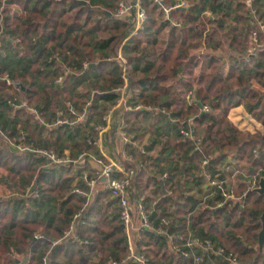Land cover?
Wrapping results in <instances>:
<instances>
[{"label":"trees","instance_id":"trees-1","mask_svg":"<svg viewBox=\"0 0 264 264\" xmlns=\"http://www.w3.org/2000/svg\"><path fill=\"white\" fill-rule=\"evenodd\" d=\"M177 1L139 0L145 23L129 36L132 16L115 15L119 3L135 0H0V183L10 190L0 193V264H112L128 256L117 198L100 184L92 192L85 180L111 112L102 142L130 156L123 165L134 170L126 192L133 244L146 264H231L225 255L264 264V240L256 250L264 194L254 190L264 176V0H183L187 7L176 9ZM255 32L262 47L245 62ZM239 106L261 128L235 126L228 114ZM27 109L68 122L44 128ZM20 135L69 160L49 164L15 150ZM206 175L235 198L223 199ZM30 185L35 198L26 194ZM189 236L200 246H187Z\"/></svg>","mask_w":264,"mask_h":264},{"label":"built area","instance_id":"built-area-1","mask_svg":"<svg viewBox=\"0 0 264 264\" xmlns=\"http://www.w3.org/2000/svg\"><path fill=\"white\" fill-rule=\"evenodd\" d=\"M155 3H162V0H152ZM187 7V3L185 1H181L178 0L177 4L175 6L176 9H182ZM169 10H167L166 12H168ZM128 14H130L132 16V20L133 22V28L130 31V35H134L136 34V32L140 29H142L144 23H145V19H146V14L144 12V10L141 8V4L139 3V0H135L133 5H128L126 6L125 4H119L117 9H116V17L118 18H122L125 16H128ZM128 38L125 40L127 41ZM251 41L253 43V47L250 48L247 52V56L244 59L245 62H248L250 60V58L252 56L255 55V51L257 49H259L260 47H262V45L258 42V35L257 33H252L251 34ZM117 57H119L120 61L122 62L123 66L125 65L124 60L118 55ZM7 81L8 84L13 85L14 87H16L17 85L14 84L13 82H10L9 80H7L6 77H4ZM125 81H126V76L124 75ZM121 93L123 94V90L121 91ZM123 97L121 98V100L119 101V104L123 103ZM138 109V107L136 108ZM202 112H210V109L208 106H203L202 108ZM112 112L109 114V117H111ZM124 124L120 121L119 123V129H120V133L124 139V141L126 143H129V138L127 137V135L125 134L124 131ZM101 131H103L101 128L99 129ZM183 134L189 135L188 131H183ZM23 139V135H20L18 137V140L20 141L18 144H16V148L19 150H30L33 151L34 153H36L38 156H43L47 159L49 164H58L61 161H68V158H57L55 155V152L49 149H30L28 148L25 144L23 145L22 142ZM78 158H82V154H80L78 156ZM127 158H130V156H127ZM96 162L99 164L100 168L94 173L95 178H102L104 180V184L106 186V188L110 191V194L113 198H117L119 204H120V219L123 221L124 224V228L125 231L127 232V230L133 225V219H132V212H131V208H130V204L129 201L127 200V184H128V179L133 176L134 170H130L127 172V170L125 168L120 169L122 171V174H120V176H113L115 173V164L108 160V161H104L102 158H96ZM205 162V161H204ZM224 167L226 169L229 168L228 165H224ZM86 177V176H85ZM93 179L91 178L90 180L88 179V177L85 178V180L88 182V184H90L91 186L93 185ZM205 181L207 184H209V186L212 185H216L218 188H220L221 190V194L223 199H234V191L232 188H224L222 186L223 182H217L215 180L210 179L209 175L205 176ZM76 192H79L78 190H76ZM28 196H31L32 198H35L37 196V191H31L29 193ZM143 197L138 199V212H139V216L141 219L140 222V227H145L147 228L149 226V221L145 216V212H144V206H143ZM79 218V214H75L73 217V220L69 226V230L68 233H70L71 231L74 230L75 228V222L74 220ZM201 242L199 241L198 238H193V237H188L187 238V242L186 245L190 246V245H199ZM204 246H202V248H207L210 246L209 244V240L205 241ZM200 246V245H199ZM214 253H217L219 257H223V250L222 249H218L215 250ZM128 256H126L125 258H123L121 261L119 262H112V264H126L128 261H132V262H137L138 264H146L147 259L144 255H142L141 253H138L135 251V249L132 247L131 243L129 242L128 244ZM226 260H228V262H231V264H237V260L235 258V256L232 255H225ZM199 258L196 257V260H198Z\"/></svg>","mask_w":264,"mask_h":264},{"label":"crops","instance_id":"crops-1","mask_svg":"<svg viewBox=\"0 0 264 264\" xmlns=\"http://www.w3.org/2000/svg\"><path fill=\"white\" fill-rule=\"evenodd\" d=\"M167 10H170V9H165V14H168V12H166ZM130 35V34H129ZM129 38V37H128ZM127 39V38H126ZM128 41V40H127ZM127 41H124L122 44H121V47L127 42ZM17 86H16V88H18L19 86H18V84H16ZM125 89H126V86H125ZM124 91L125 90H123V94H122V97H123V99H124V95H125V93H124ZM121 97V98H122ZM121 100V99H120ZM120 104H119V102H118V104H117V106H115L114 108H117L118 106H119ZM22 106H25V103L23 102L22 103ZM240 107V106H239ZM239 107L238 108H236V109H239ZM16 108H18V107H16ZM233 110H235V109H233ZM27 111L29 112V113H31V114H33V115H35V117L37 118V120H38V122L44 127V128H49V127H53V126H57L59 123H67L68 122V119H66L65 117L64 118H62L61 117V114L59 113V115L57 116L58 117V119H57V121H55L54 120V117L52 116V115H47L46 117H40L38 114H36L35 113V111H33L32 109H27ZM111 116H112V114H111ZM67 117V116H66ZM107 117H109V116H107ZM79 120H81V119H79ZM118 123H120V120H119V122ZM233 123V122H232ZM110 124H111V117L110 118H107V120H106V124L104 125V126H102V127H99L98 128V134H97V139H96V141L94 142V145H95V147L98 149V155H96V156H92V157H90L88 160H87V163H88V165H89V167H90V171H92V174L91 175H93L92 176V178H94L93 179V185L91 186L90 184H89V186H90V189H91V191L93 192V190L95 189V186H97V184H100V185H102V188H106V186H105V184H104V180L102 179V178H95V176H94V173L100 168V166H99V164L96 162V158H102L105 162L106 161H108V160H110V161H112L114 164H115V172L116 173H118V175H120V174H122V171L120 170V169H122L123 170V168H125V165H123L124 164V162H126V159H129V158H127V156H129V155H127V153L123 150V149H121L120 150V147H117V148H115L114 149V151H110L107 147H105L104 145H103V142H102V136H103V134L106 132V131H108L107 129L109 128V126H110ZM102 129L103 131H101V130H99V129ZM96 130H97V127H96ZM46 131V130H45ZM46 133H47V131H46ZM121 134V133H120ZM122 136V135H121ZM17 140H18V138H17ZM122 140H123V142L122 143H126L125 141H124V139H123V137H122ZM20 141L18 140L16 143H15V146H16V144H18ZM23 145L25 144L28 148H30V149H40V148H37V147H33V146H31V145H29V144H27L25 141H24V136H23V139H22V142H21ZM11 144V146H14L13 145V143H10ZM133 145H135L136 144V142H133L132 143ZM15 150H18L19 152H21V153H24V152H33V151H30V150H24V151H22V150H19V149H16L15 148ZM118 152H120V154H121V157L119 158L118 157ZM34 153V152H33ZM122 160V161H121ZM0 174H1V172H0ZM91 179V177H89V180ZM98 179H99V181H98ZM88 183V182H87ZM1 184V183H0ZM3 185V184H2ZM31 187H29L28 189H27V195H29V193L32 191H36V189H35V186H33V185H30ZM6 190H8V187H6ZM9 192V191H8ZM141 197H143V195H141L139 198H141ZM235 198V197H234ZM125 233H126V235H127V237H128V244H129V242L131 243V245H132V247L134 248V233H135V228H134V225H132L128 230H127V232L125 231ZM135 249V248H134Z\"/></svg>","mask_w":264,"mask_h":264},{"label":"rangeland","instance_id":"rangeland-1","mask_svg":"<svg viewBox=\"0 0 264 264\" xmlns=\"http://www.w3.org/2000/svg\"><path fill=\"white\" fill-rule=\"evenodd\" d=\"M121 4H124V3L121 2ZM228 118L238 128L246 129L249 131H254L258 128H261V125H259L258 122H255L251 118L249 113L247 111H245V109L242 107H239V109L231 110L230 113L228 114ZM8 191L10 192V190L9 189L6 190L5 185H2V183H1L0 184V193L2 195H6L7 193H9Z\"/></svg>","mask_w":264,"mask_h":264},{"label":"water","instance_id":"water-1","mask_svg":"<svg viewBox=\"0 0 264 264\" xmlns=\"http://www.w3.org/2000/svg\"><path fill=\"white\" fill-rule=\"evenodd\" d=\"M198 108L201 109V106L198 104ZM202 110V109H201ZM202 115V114H201ZM258 194H264V176L259 179L258 186L254 189ZM261 229L259 231L258 235V242L256 245V250L258 254L260 255L263 250V240H264V212L261 213ZM228 261V260H226Z\"/></svg>","mask_w":264,"mask_h":264}]
</instances>
